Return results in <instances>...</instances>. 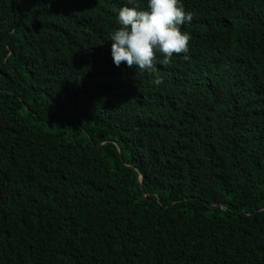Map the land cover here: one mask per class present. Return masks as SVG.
<instances>
[{"label": "trees", "instance_id": "trees-1", "mask_svg": "<svg viewBox=\"0 0 264 264\" xmlns=\"http://www.w3.org/2000/svg\"><path fill=\"white\" fill-rule=\"evenodd\" d=\"M181 3L156 85L128 0H0V264H264V0Z\"/></svg>", "mask_w": 264, "mask_h": 264}, {"label": "clouds", "instance_id": "clouds-1", "mask_svg": "<svg viewBox=\"0 0 264 264\" xmlns=\"http://www.w3.org/2000/svg\"><path fill=\"white\" fill-rule=\"evenodd\" d=\"M128 4L132 7L119 10L120 26L110 37L113 63L156 73L153 83L160 85L163 78L156 69L157 53L164 55V63H169L173 54L189 58L191 36L182 32L181 26L191 23L193 14L185 10L181 0H148L147 10H141L137 0H128Z\"/></svg>", "mask_w": 264, "mask_h": 264}, {"label": "water", "instance_id": "water-1", "mask_svg": "<svg viewBox=\"0 0 264 264\" xmlns=\"http://www.w3.org/2000/svg\"><path fill=\"white\" fill-rule=\"evenodd\" d=\"M120 152V149H119ZM220 206L216 205V206H211L210 208H219Z\"/></svg>", "mask_w": 264, "mask_h": 264}]
</instances>
